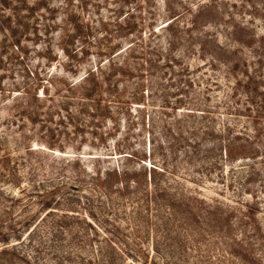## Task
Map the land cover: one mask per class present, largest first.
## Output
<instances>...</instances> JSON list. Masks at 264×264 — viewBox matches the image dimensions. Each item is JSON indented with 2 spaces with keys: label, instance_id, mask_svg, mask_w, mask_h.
Wrapping results in <instances>:
<instances>
[{
  "label": "rangeland",
  "instance_id": "1",
  "mask_svg": "<svg viewBox=\"0 0 264 264\" xmlns=\"http://www.w3.org/2000/svg\"><path fill=\"white\" fill-rule=\"evenodd\" d=\"M0 264H264V0H0Z\"/></svg>",
  "mask_w": 264,
  "mask_h": 264
},
{
  "label": "trees",
  "instance_id": "2",
  "mask_svg": "<svg viewBox=\"0 0 264 264\" xmlns=\"http://www.w3.org/2000/svg\"><path fill=\"white\" fill-rule=\"evenodd\" d=\"M79 27H80V25H78V28ZM88 50L89 49H85V48L83 49V47H82V51H80L82 53L81 56L79 55V50H77V49L72 50L71 52L68 51V56H69V58H72V59H74L75 57L81 59L82 57L87 56ZM100 68H101V70H100ZM96 70H100L101 74L97 73ZM119 70H121V68L118 69V68L114 67L112 69V73H109L107 71H103L102 65H101V67H98L95 70L91 69L90 71H88L85 74V76H83V78H82V80H83L82 84L77 85L78 82H69L67 85L69 87V90H71V91H76V89L84 88L86 97H88V98L92 97V100L94 102L101 103L102 98H97L96 96L103 97L104 93H108L109 95H111L115 90H117L119 88L118 85H116V82L111 83L109 80ZM35 76L36 77L38 76L37 79H41V78H39V75H37V72H36ZM38 86H37V88H38ZM104 87H106V88L104 89ZM38 94H39V92H35L36 98L38 97ZM118 98H121V97L118 96ZM119 146H121V143L118 144V147ZM118 150H119V148H118ZM253 150L254 151H252L251 153H245V152L236 153L234 151L233 147L231 146V147H228L226 149V154H227V157H230L233 159H236L237 157L238 158L239 157L240 158L241 157L242 158H257L259 156L260 150L258 148H253ZM128 157H137V155H130L129 154ZM107 174L109 175V179H110V176H114L117 178L118 177L127 178V177L132 176V175L135 176L138 173L134 172V171L129 172L128 170H122L120 168H114L113 170L112 169L107 170ZM93 176H94L93 179H96L98 184L104 183V180H102V176H103L102 173H97ZM107 177L105 176V179H107ZM71 186H76V185H71ZM74 188L80 189L78 187H74ZM52 192H54V190L51 191L50 193H52ZM50 204H53V203H47V207L51 208L52 205H50Z\"/></svg>",
  "mask_w": 264,
  "mask_h": 264
}]
</instances>
